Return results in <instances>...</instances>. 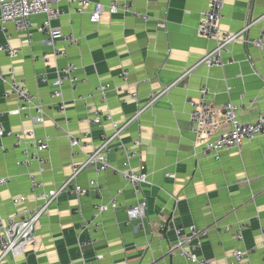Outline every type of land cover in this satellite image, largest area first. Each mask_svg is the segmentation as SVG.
Returning a JSON list of instances; mask_svg holds the SVG:
<instances>
[{
    "label": "crops",
    "instance_id": "crops-1",
    "mask_svg": "<svg viewBox=\"0 0 264 264\" xmlns=\"http://www.w3.org/2000/svg\"><path fill=\"white\" fill-rule=\"evenodd\" d=\"M97 1L105 5L109 2ZM206 2L134 0V8L146 19L105 11L98 23L60 2L64 13L53 24L64 34L78 37L79 42L68 46L57 41L56 46L64 48L65 55L49 63L40 58L50 52L39 32L43 15L32 17L29 42L24 33L16 32L11 24L7 26L8 42L18 49V56L2 54L0 70L7 72L12 67L16 77L39 97L45 121L37 123L8 113L2 119L3 126L12 132L34 129L38 135H49V150L42 153L47 158L43 172L38 171L37 163L27 170L18 164L22 153L12 146L13 136H0L6 146L4 152L0 148V176H10L9 182L0 187V213L4 217L40 204L39 190H31L28 171L46 190L57 186L69 175L71 165L83 163L88 153L113 134L112 122L123 126L146 105L151 92L172 85L214 48L215 40L196 33ZM263 15L264 0H225L220 28L236 33L248 25L244 37L250 41L264 30ZM223 60V67L196 65L124 126L117 139L102 151L111 165L121 167L125 152L119 145L130 148L135 153L130 168L139 171L142 166L148 183L141 184L135 193L120 174L111 169L96 172L88 165L77 177L86 194L58 197L39 219L34 244L15 261L8 255L0 259V264H187L169 250L176 239L175 229L186 233L191 225L208 230L199 238L198 256L221 264L233 249L247 248L249 253L237 264H264L260 230L264 228V136L245 143L241 150L225 151L216 160L201 155V143L228 131L229 123L218 113L197 135L189 120L191 107L187 102L198 99L203 86L214 106L228 102L241 105L238 117L243 121L264 112V47L236 41L227 47ZM66 63L78 67L76 74L82 82L75 91L64 83L65 110L59 111L50 81L55 69ZM122 71L127 72L125 80ZM43 73L46 82L39 79ZM99 85L109 87L104 100L96 89ZM6 89L0 82V110H13L18 101L14 95L4 98ZM127 90L136 96L131 97ZM96 110L103 118L100 123L90 121ZM67 132L76 137L88 133L85 145L72 148ZM91 180L101 186L100 196L90 185ZM20 196L25 200L14 207L11 199ZM111 198L118 203L116 209L95 212L96 203L105 204ZM138 200L147 202L146 215L129 220L125 209ZM162 223L168 224L167 230H160ZM237 223L245 224L243 241L233 235ZM226 225L230 230L215 229Z\"/></svg>",
    "mask_w": 264,
    "mask_h": 264
},
{
    "label": "built area",
    "instance_id": "built-area-1",
    "mask_svg": "<svg viewBox=\"0 0 264 264\" xmlns=\"http://www.w3.org/2000/svg\"><path fill=\"white\" fill-rule=\"evenodd\" d=\"M60 2L73 6L75 13L88 14L89 20L93 23H98L102 13L105 11L111 15L122 13L142 19H146L147 17L134 8V0H109L106 5L97 0H0V34H2L4 38V41L0 42V57L2 54L8 58H16L18 56V49L12 47L8 42L10 35L7 26L11 24L16 32L24 33L26 41L29 42L33 35L32 17L37 15H43L44 17L43 22L39 26V32L44 36L43 43L50 49L48 54L44 53L40 57L45 63H49L48 61L50 59L57 60L58 57L65 55V49L56 46L57 41L65 42L68 46L77 45L79 42L78 37L71 33L64 34L60 27L53 24L54 21L59 19L64 13V10L59 6ZM224 2L225 0H207L206 6L201 11V20L196 29V33L207 39L215 40V46L212 50L205 53L196 65L223 67L225 65L223 53H225L230 44L236 41L249 43L259 48L264 47V30L259 37L250 41L244 37L248 25L236 33H227L221 30L220 22L223 18ZM89 7H91V10H88ZM262 17H264V15ZM160 26L162 27L163 25ZM35 58L37 59V57ZM196 65L180 75L172 85L183 80L184 77L190 74ZM77 69L78 67L75 64L66 63L64 66L58 67L54 71V77L50 81V84L53 87L52 97L55 99V105L59 111L65 110V100L62 90L64 83L68 82L71 90L75 91L78 84L82 82V79L76 74ZM126 74V71H122L124 80L126 79ZM39 79L41 82H46L47 75L43 73L40 75ZM0 82L8 87V89L4 90L2 94L3 97L8 98L14 95L18 101V105L15 109L0 110V136L4 134L13 136L12 146L19 148L22 153V158L18 162L19 165L24 166L28 170L32 163H37L38 171L41 173L45 170L47 162V158L42 153L49 150V135H38L34 129H25L17 132L5 130L2 119L8 113H17L25 119L43 123L45 121L44 105L36 94L26 88L23 80L16 77L12 67L7 72L0 70ZM172 85L165 87L162 91L151 92L148 95L146 105L137 109L123 126H118L116 123L112 122L111 125L114 129L113 134L109 137H105L102 145L98 149L88 153L83 163L80 165H71L69 175L57 186L46 190L43 183L36 180L33 173L30 171L27 172L31 190H39L37 197L41 202L36 207H24L20 211L16 210L7 217H4L0 213V259L9 255L15 261L17 256L24 254L27 247L34 244V235L39 219L58 197L63 194L82 197L86 194L87 190L77 183V177L88 165H92L96 172L111 169L113 172L120 174L131 184L135 193H137L138 187L141 184L148 183V174L143 171L144 169L142 166H140L139 171H134L130 168V159L135 155L130 148L122 144L119 145L125 152V160L121 167L111 165L101 153L114 139H117L124 126L136 120L145 109L151 107L155 101L172 87ZM96 89L104 100L109 87L106 85H99ZM126 92L130 94L131 97L136 96L135 92H130L129 90ZM187 103L191 107L189 111V120L192 131L195 134L200 135L202 133L201 127L206 124H211L218 113H221L230 125L228 131L220 133L217 137L205 140L201 143L202 148L200 152L202 156L218 160L223 152L232 149L241 150L245 143L264 136V112L260 113L252 120L243 121L238 117V110L241 108V105L228 102L221 107L214 106L207 99L206 86L199 89L198 99H189ZM102 119L101 112L96 110L93 112L90 121L93 123H100ZM66 134L72 148L85 145L84 140L88 136V133H84L80 137L70 135L69 132ZM135 144H138V141H135ZM0 148L3 152L6 151V146H4L2 142H0ZM165 175L167 177H174L171 173H165ZM9 180V175L0 176V187L6 185ZM90 185L93 187L95 193L100 196L101 186L94 180L90 181ZM24 200L25 198L23 196L13 197L11 203L14 207H17V205ZM117 204L118 203L111 198L105 204L96 203L94 205V210L96 213H100L109 208L116 209ZM146 209L147 202L145 200H138L134 204L126 207L125 212L129 220H138L145 217ZM168 227L167 223H162L160 225V230L165 231ZM230 228V225H226L224 228L215 227L217 231H228ZM244 229V223H237L235 225L233 231L235 239L243 241ZM260 230L263 233L262 243L264 244V228L261 227ZM207 231L206 228L201 230L193 225L189 226L188 232L186 233H182L181 229L176 228V239L169 252L182 257L187 264H215L214 261L200 257L196 253V248L200 245L199 238L205 236ZM249 251L250 250L247 248H235L225 257V260L221 264H237L249 253Z\"/></svg>",
    "mask_w": 264,
    "mask_h": 264
}]
</instances>
